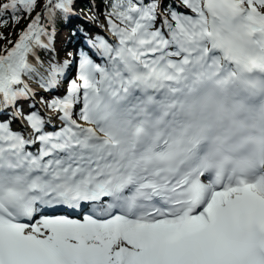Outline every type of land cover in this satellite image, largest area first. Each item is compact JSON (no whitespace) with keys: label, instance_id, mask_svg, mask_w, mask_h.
I'll return each instance as SVG.
<instances>
[{"label":"snow or ice","instance_id":"snow-or-ice-1","mask_svg":"<svg viewBox=\"0 0 264 264\" xmlns=\"http://www.w3.org/2000/svg\"><path fill=\"white\" fill-rule=\"evenodd\" d=\"M80 2L0 0V264H264V0Z\"/></svg>","mask_w":264,"mask_h":264},{"label":"rangeland","instance_id":"rangeland-1","mask_svg":"<svg viewBox=\"0 0 264 264\" xmlns=\"http://www.w3.org/2000/svg\"><path fill=\"white\" fill-rule=\"evenodd\" d=\"M77 10L81 13V15H90L91 13L88 11H83L81 8V4L78 5ZM103 19V17H101ZM72 22H76L79 26H83L84 22L79 19H74ZM70 38V31L67 29L59 30L56 40V48L58 53L64 52L66 53H74L76 50V40L72 41V43H69Z\"/></svg>","mask_w":264,"mask_h":264},{"label":"trees","instance_id":"trees-1","mask_svg":"<svg viewBox=\"0 0 264 264\" xmlns=\"http://www.w3.org/2000/svg\"><path fill=\"white\" fill-rule=\"evenodd\" d=\"M87 3H88V0H81V2H80L82 10L85 11V12H86V11H89L88 8H87V6H86ZM24 23H27V21H25ZM76 24H77V23H74V24L70 25V27H68L70 33H73V30L75 31V27L77 26ZM63 26H66V25H60V26H59V30H60L61 28H63ZM59 30H58V31H59ZM72 39H74V38H72ZM59 58H60L61 60H63V59H67V58H69V57H68V54H67V53L65 54L64 52H60V53H59Z\"/></svg>","mask_w":264,"mask_h":264}]
</instances>
